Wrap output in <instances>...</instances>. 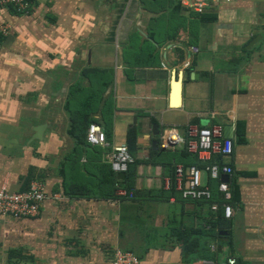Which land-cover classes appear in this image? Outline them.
<instances>
[{"label": "crops", "instance_id": "1", "mask_svg": "<svg viewBox=\"0 0 264 264\" xmlns=\"http://www.w3.org/2000/svg\"><path fill=\"white\" fill-rule=\"evenodd\" d=\"M172 9L166 0H31L28 14L0 9L10 27L0 33V190L41 180L49 197L35 218L0 217L1 264H112L117 250L138 253L142 264H183L184 229L211 251L223 245L216 263L193 264H264V0L222 4L217 23L192 31L180 19L192 11ZM164 16L178 30L155 25ZM157 25L154 39L148 29ZM73 114L101 126L111 146H79L69 135ZM214 124L234 141L223 162L241 191L221 243L207 225L210 204L173 189L176 165L195 166L198 157L185 144L161 146L172 130L188 138L189 126ZM131 132L136 160L147 162L136 189L149 196L134 198L110 165ZM202 182L218 189L205 173Z\"/></svg>", "mask_w": 264, "mask_h": 264}, {"label": "built area", "instance_id": "2", "mask_svg": "<svg viewBox=\"0 0 264 264\" xmlns=\"http://www.w3.org/2000/svg\"><path fill=\"white\" fill-rule=\"evenodd\" d=\"M181 4L189 10L199 14L205 13L212 5L232 3L234 0H180ZM12 6L19 14H28L31 9L29 0H0V9ZM10 27L0 23V33L6 35ZM87 142L92 146L109 148L111 145L107 135L101 126L92 124L87 131ZM185 144L190 154L196 155L199 161L204 162V168L176 165L175 186L182 198L191 201L212 202L211 211H216L218 203L214 201V193L209 186L202 182L203 174H207L209 180H217L218 191L222 195V209L226 219H231L233 212L229 201L232 197L229 183L223 182V176H233L234 168L224 163L225 158L233 154L234 141L224 136V128L220 124L207 127L199 125L189 126V137L185 138L177 130L170 131L161 140V146L165 149ZM221 158V162H214V157ZM110 165L116 173L123 174L129 170V166L136 163L135 156L131 153L128 145L114 147L109 155ZM123 197H133L134 193L126 190L118 192ZM46 184L41 180H34L26 190L11 192L3 187L0 190V216L13 219L35 218L40 214L46 200ZM58 198V196H55ZM236 258H229L227 264H236ZM112 264H142L140 259L131 251L117 250ZM210 264H213L210 262Z\"/></svg>", "mask_w": 264, "mask_h": 264}, {"label": "trees", "instance_id": "3", "mask_svg": "<svg viewBox=\"0 0 264 264\" xmlns=\"http://www.w3.org/2000/svg\"><path fill=\"white\" fill-rule=\"evenodd\" d=\"M31 3V0H29ZM156 1V0H153ZM170 2L173 5V9L171 11V15H175L176 13H181L182 10H185V7L181 4L180 0H166ZM217 6L212 5L205 13L199 14L195 11H192L190 16L187 18H180L183 20L182 25H186L187 29H190L191 31L194 30V28L198 24H215L218 22V13H217ZM165 18L162 17L160 19L154 20V23L160 22L162 23L161 25L164 24V26L161 27V29H170V30H178V28L171 29L170 27H166L168 22L161 21ZM167 20L170 18V16L166 17ZM178 23V21L176 22ZM188 24V25H187ZM192 24V25H191ZM159 29L158 25L157 27L152 26L149 28L150 36L156 39L155 34L153 33V30ZM177 36L170 35L168 36V39H174ZM195 64L191 63L189 68H193ZM76 95V92L74 91L71 92V99L69 100L67 107L70 110V106L72 104L73 98ZM71 111V110H70ZM91 122L88 119H79L76 114L72 115L71 118V128L69 130V135L75 139L76 143L79 146L86 145L88 144L87 142V131L85 132V128L90 127ZM245 124L242 123V121H237L236 123V128H237V140L239 143H246V129H245ZM137 142H138V136L135 132H131L129 135V148L131 153L135 156L136 158V153H137ZM187 149V147H186ZM217 161V160H215ZM142 163H147V162H142L136 160V163H133L129 166V170L126 173L121 174L120 181L121 183L125 186V188L128 191H134L135 197L134 198H139L140 196H143L146 194V196H149L151 194L150 192H147L146 190H137L136 189V179H137V169L138 166H140ZM193 166V165H192ZM195 166L204 168V164L199 162L197 160V163ZM241 174V173H240ZM31 177L28 178L30 180ZM173 179V189L176 188L175 186V171H174V177ZM212 181V180H211ZM219 184V182H218ZM229 186L230 190L232 192V197L231 200L229 201L230 204H233L234 202H238L240 200V185L238 184L237 181V174L234 172V175L230 177L229 181ZM211 190L214 193V201L218 202V208L216 211H211L210 209L209 212L211 215L209 216V219L207 221V225L210 226L211 228V236L213 240L217 243H221L223 240L228 239L231 236V222L230 220L225 218L223 209H222V195L218 192V189L215 191V188L213 187V183H211ZM28 189V188H27ZM26 190V189H25ZM203 202V201H201ZM209 203L210 207L212 202H205ZM223 232H229V237L223 236ZM183 238H184V246H183V251H184V261L183 264H193L197 260H211L213 262H217L218 258L221 257V255L224 254L223 250V245L219 246L218 248H215V251H211L209 247L205 245H201V242L198 238H191V236L196 233L195 231L192 230H187L184 229L182 232ZM201 233H205L204 231H201Z\"/></svg>", "mask_w": 264, "mask_h": 264}, {"label": "water", "instance_id": "4", "mask_svg": "<svg viewBox=\"0 0 264 264\" xmlns=\"http://www.w3.org/2000/svg\"><path fill=\"white\" fill-rule=\"evenodd\" d=\"M210 2L212 1V0H209ZM257 40H259V37L257 38H255V39H253L249 44H250V46L251 45H253ZM176 78H178V76H176ZM176 83L178 84V81H176ZM44 130H45V125H42V126H39V127H37L36 128V132H37V139H41L42 138V136H43V133H44ZM42 135V136H41ZM222 181L223 182H226V183H229V181H230V177L229 176H223L222 177ZM222 235H229V233L228 232H223L222 233Z\"/></svg>", "mask_w": 264, "mask_h": 264}, {"label": "rangeland", "instance_id": "5", "mask_svg": "<svg viewBox=\"0 0 264 264\" xmlns=\"http://www.w3.org/2000/svg\"><path fill=\"white\" fill-rule=\"evenodd\" d=\"M259 27H262L261 30H264V20H262V21L259 23ZM0 217H1V216H0ZM135 254H136V256H139L138 253H135ZM1 260H2V258L0 257V264H1Z\"/></svg>", "mask_w": 264, "mask_h": 264}]
</instances>
